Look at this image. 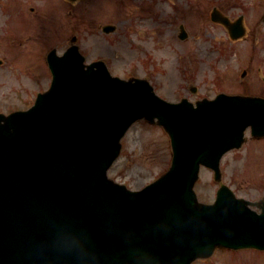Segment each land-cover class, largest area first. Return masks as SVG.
<instances>
[{
	"label": "water",
	"instance_id": "obj_1",
	"mask_svg": "<svg viewBox=\"0 0 264 264\" xmlns=\"http://www.w3.org/2000/svg\"><path fill=\"white\" fill-rule=\"evenodd\" d=\"M49 61L52 90L0 127L6 150L0 164V264H190L217 247L264 248V226L245 210L228 229L251 233L254 244L228 236L222 224L243 202L225 187L208 208L198 206L192 192L199 164L217 171L221 156L239 147L245 128L264 114L263 100L218 96L196 106L186 100L170 104L146 81L111 78L101 66L85 70L81 59L68 55ZM21 116L23 128H13ZM142 118L165 129L175 158L161 181L130 193L107 180L105 170L118 154L119 137ZM192 209L201 221L189 238L180 239L164 260L143 256L149 242L142 236L145 226L159 214L176 220L182 213L189 227ZM129 226L138 230L141 243L131 249L122 234ZM201 228L212 229L210 240L200 236Z\"/></svg>",
	"mask_w": 264,
	"mask_h": 264
},
{
	"label": "rangeland",
	"instance_id": "obj_2",
	"mask_svg": "<svg viewBox=\"0 0 264 264\" xmlns=\"http://www.w3.org/2000/svg\"><path fill=\"white\" fill-rule=\"evenodd\" d=\"M14 0H12L13 2ZM52 1V2H51ZM120 0H105V5L99 8L102 0H92L80 3L77 6H67L63 0H23L16 5L8 6L6 3H0V21L11 19L9 24H15L16 28L8 26L7 30L10 37L21 42V46L50 50L55 48L57 36L64 37L62 45H66L68 39L74 34L75 29L81 32V39L84 41L87 36L94 34V41H85L82 44L84 53L88 55L89 60L104 58L115 73L120 76L138 75L141 77L147 74L151 77L155 90L161 97L169 101H178L179 97L188 96L185 85L188 80H193L199 84V94L214 95L218 92H234L248 89V79L242 84L238 81L240 72L248 67L247 59L244 58L240 63H230V75L233 78L219 79V72L225 69L218 59L213 58L216 49L209 44L201 45L202 42H195L197 36L208 40L205 34L211 37L221 36L222 31L217 26H211L210 22L196 15L183 13L177 15L175 21L169 20V6L165 0H153L157 4L153 5V10L158 9V14L166 20L152 21V15L139 14L131 15L136 11L137 3L142 0H133L131 3H119ZM192 4L206 5L207 12L216 4L222 5L232 16H235L239 9L230 8L227 5L232 0H190ZM148 2V0H147ZM239 2V0H237ZM55 3V4H54ZM88 5H87V4ZM250 4V0H246ZM254 6L246 9L248 18L246 27L249 32L247 50L252 53L264 49V25L260 24V12L264 6V0H255ZM96 8V11L94 9ZM150 11V6H147ZM57 8V19L54 21L51 15ZM7 10V12L4 11ZM33 9V11H30ZM78 10L81 19L78 26L72 19L66 20L69 11L73 13ZM92 13H95L93 15ZM41 15V17L39 16ZM91 15V17H89ZM17 16V17H16ZM28 16L35 24L32 28H22L26 17ZM141 18H145L142 22ZM127 20H133L127 22ZM83 21V22H81ZM183 23L185 29L189 32V41L180 42L177 39L178 26ZM105 24H113L117 27V32L108 36L101 32V27ZM28 23H26V26ZM4 25L0 22V59L7 62L0 65V111H12L28 106L35 93L48 83L49 75L45 70H35L31 67L32 61L28 58L25 62L28 74L32 77L20 86L12 82L14 79L10 76L8 70L9 61L18 62L19 57L15 58V53L22 54L19 46L13 47L14 52L10 53L5 45ZM90 38V39H92ZM196 47L189 50V47ZM172 46H175L176 53L171 57ZM208 51L205 52V48ZM242 49V48H241ZM14 53V54H13ZM166 53V59L162 56ZM191 54H198V60H194ZM200 56V59H199ZM17 57V55H16ZM4 60V61H5ZM164 68V71L158 67ZM37 64L36 67H39ZM149 71L151 73H149ZM211 71V75L206 79H201V72ZM33 72V74H32ZM163 72H167V75ZM152 74V75H151ZM9 77V79L7 78ZM15 80V79H14ZM209 80L210 91L204 90L202 84ZM23 84V81L19 82ZM262 85V83H259ZM189 93V94H188ZM191 95V94H190ZM122 154L116 163L109 170V176L116 181L125 183L132 189H138L157 176L162 174L168 167L170 161V144L166 134L146 123H139L130 130L123 139ZM257 146V147H255ZM255 147V148H254ZM261 158L262 161H258ZM128 162H131L128 165ZM224 182L234 191L238 197L248 200H256L261 195L262 185H264V142L259 144H245L241 149L231 151L226 154L221 161ZM217 186L211 181L210 173L203 170L200 174L196 190L203 201L213 199ZM195 264H264V252L254 250H240L236 252L216 251L208 260L197 262Z\"/></svg>",
	"mask_w": 264,
	"mask_h": 264
}]
</instances>
